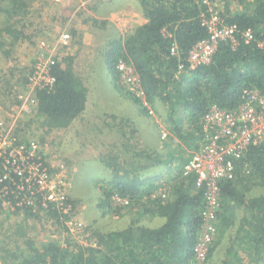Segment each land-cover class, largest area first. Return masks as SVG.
<instances>
[{"label":"trees","instance_id":"1","mask_svg":"<svg viewBox=\"0 0 264 264\" xmlns=\"http://www.w3.org/2000/svg\"><path fill=\"white\" fill-rule=\"evenodd\" d=\"M139 1L147 22L137 26L124 40L110 44L107 65L118 80L122 73L120 63L131 64L149 100H160L169 107L170 121L178 136L189 139V144L202 136L201 128H198L199 134L184 130L177 115L180 107L196 123L213 104L233 109L244 102L248 90L256 89L264 94V0H240L244 5L242 11L233 12L227 7L226 13L220 12L226 23L237 25L240 31H253L254 39L246 42L240 35L236 46L223 42L210 63L195 67L188 59L189 51L209 36L202 17L212 14L208 2L212 5L213 0L207 3L204 0ZM28 7L27 0H0V16L6 14L10 21L14 14L24 15ZM16 22L0 28V49L10 39L7 53L25 37L15 27ZM175 45L179 52L173 54L171 49ZM52 74L56 78L54 86L37 89V115L44 118L41 125L48 131L66 128L79 117L85 110L89 93L75 70L73 56L57 60ZM177 158L172 151L163 154L142 150L124 159L120 155L109 156L106 164L113 172V187L120 196L132 199L134 206L142 199L138 196L142 188L148 186L145 191L150 197L154 186L151 179L159 178H143L139 172L154 164L174 166ZM183 161L187 163L188 159ZM254 186L264 188V144L251 145L236 161L235 176L219 185L220 231L236 228L235 235H230L232 239L222 264L264 263V192L252 195ZM205 192V188L197 185L195 175H181L174 186V197H156L145 211V214L164 217L166 220L160 226L136 225L135 219L123 230H96L95 243L88 245L68 243L63 247L50 243L40 247L29 240L28 253L21 255L20 264H197ZM104 194L98 205L107 210L112 201L109 194L103 197ZM71 202L69 198L61 210ZM239 210L243 211L241 217ZM50 215L64 225L58 213L50 212ZM215 246L208 248L204 261L212 257ZM17 254L14 258L19 257Z\"/></svg>","mask_w":264,"mask_h":264},{"label":"rangeland","instance_id":"2","mask_svg":"<svg viewBox=\"0 0 264 264\" xmlns=\"http://www.w3.org/2000/svg\"><path fill=\"white\" fill-rule=\"evenodd\" d=\"M27 1L29 7L24 15L14 14L10 21L6 14L0 16L1 29L9 22L17 21L15 27L25 35L11 52L5 50L10 47V39L0 49V121L8 123L11 116H18L16 126L20 142L39 143L49 171L53 177L56 173L63 177L68 199L72 202L64 210L51 203L44 207L38 197L31 206L21 209L0 206V264H20L21 255L28 253L29 240L40 247L50 243L63 247L68 243L88 245L89 242L95 243L96 230H123L135 219L136 225L160 226L166 220L164 217L145 214L150 201L156 197H174L179 176L194 175H187L185 166L206 144L203 136L194 144L178 136L170 121L169 107L160 100H149L131 64L127 65L134 70V84L126 73H121L118 80L114 78L105 63L115 36L124 32L121 34L124 40L137 25L147 22L139 0ZM211 6L219 13H226L227 7L233 12L244 9L240 0H213ZM63 33L70 35L66 44L57 42ZM42 42L48 45L45 50L47 58L53 55L61 60L73 56L75 70L89 88L83 113L68 127L51 131L41 125L44 118L37 115L38 110L29 116L17 105L22 95L28 96L29 100L37 96L28 77L41 56ZM177 115L185 131H196L197 134L198 128L203 131L202 118L194 123L192 115L182 107ZM262 141L264 144V137ZM142 150L147 153L156 150L163 154L172 151L178 158L174 166L154 164L139 172L143 178H159L151 179L154 186L150 197L146 195L148 186H145L138 195L142 196L139 204L132 206L133 200L120 196L113 187V172L106 162L109 156L120 155L124 159ZM185 159H188L187 163H184ZM250 192L260 194L264 188L254 186ZM103 193V197L109 194L112 201L107 210L98 205ZM204 209L211 214L219 210V205L206 202L204 197L201 211ZM50 212L58 213L64 225ZM238 213L241 217L243 211ZM235 232L233 226L221 233L219 219L216 238L209 246L211 249L216 245L214 253L206 261L198 257L197 264H222L232 239L230 235L234 236ZM15 253L18 258H14Z\"/></svg>","mask_w":264,"mask_h":264},{"label":"built area","instance_id":"3","mask_svg":"<svg viewBox=\"0 0 264 264\" xmlns=\"http://www.w3.org/2000/svg\"><path fill=\"white\" fill-rule=\"evenodd\" d=\"M209 0H204L208 2ZM210 17H202L209 36L199 41L189 51V61L192 66L208 63L221 42L238 45L241 35L246 42L254 39L250 29L240 31L235 24H228L220 13L211 6ZM58 43H68L70 35H60ZM41 56L29 74V84L35 90L52 88L56 78L52 67L58 57L45 55L48 45L42 42ZM178 53V46L171 49ZM122 73L130 75L129 81L136 83L134 70L127 63L121 62ZM20 111L29 116L37 112L38 99L29 100L23 95L19 98ZM17 118L0 121V206L21 209L29 207L38 197L44 207L58 205L63 207L68 200L67 183L60 174L55 176L49 171L48 162L38 142H20L17 137ZM205 146L197 151L191 161L185 166V173L194 174L196 183L205 188V201L219 205V210L208 213L203 210L204 224L200 231L198 256L204 258L210 244L215 239L218 229V213L221 206L220 183L235 176L236 161L241 159L251 145L261 144L264 137V94L259 90L247 91L243 103L233 109L213 105L202 117ZM53 177V178H52ZM211 217V218H210ZM209 220L211 223H209Z\"/></svg>","mask_w":264,"mask_h":264},{"label":"crops","instance_id":"4","mask_svg":"<svg viewBox=\"0 0 264 264\" xmlns=\"http://www.w3.org/2000/svg\"><path fill=\"white\" fill-rule=\"evenodd\" d=\"M141 8H142V7H141V5H140V10H142ZM142 12H143V11H142ZM139 13H140V11H139ZM146 20H147V19H146ZM137 26H138V25H137ZM121 34L124 35V32H121ZM121 34H118V36H115L112 42H114L115 40L121 39V38H122V35H121ZM122 39H123V38H122ZM105 63H106V65H107V61H106V60H105ZM107 66H108V65H107Z\"/></svg>","mask_w":264,"mask_h":264}]
</instances>
